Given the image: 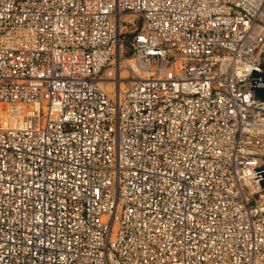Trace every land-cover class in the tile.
<instances>
[{
	"label": "built area",
	"instance_id": "1",
	"mask_svg": "<svg viewBox=\"0 0 264 264\" xmlns=\"http://www.w3.org/2000/svg\"><path fill=\"white\" fill-rule=\"evenodd\" d=\"M260 63L264 0H0V264H264Z\"/></svg>",
	"mask_w": 264,
	"mask_h": 264
},
{
	"label": "water",
	"instance_id": "2",
	"mask_svg": "<svg viewBox=\"0 0 264 264\" xmlns=\"http://www.w3.org/2000/svg\"><path fill=\"white\" fill-rule=\"evenodd\" d=\"M259 65H261V71H258L256 69H252V87L251 88H255V93L264 100V66L262 63H260ZM264 141V138H263ZM264 159V157H263ZM264 168V164L262 166H260L259 168H254L255 171L263 169ZM260 176L264 177V171L255 173L257 174H261ZM259 177V176H257ZM255 177V178H257ZM262 190H264V179L259 180Z\"/></svg>",
	"mask_w": 264,
	"mask_h": 264
},
{
	"label": "rangeland",
	"instance_id": "3",
	"mask_svg": "<svg viewBox=\"0 0 264 264\" xmlns=\"http://www.w3.org/2000/svg\"><path fill=\"white\" fill-rule=\"evenodd\" d=\"M137 23L139 24V23H140V21L138 20V21H137Z\"/></svg>",
	"mask_w": 264,
	"mask_h": 264
}]
</instances>
